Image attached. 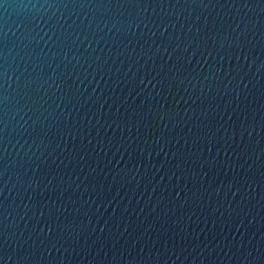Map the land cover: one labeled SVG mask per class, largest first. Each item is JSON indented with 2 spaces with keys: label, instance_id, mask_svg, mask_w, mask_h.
Masks as SVG:
<instances>
[{
  "label": "water",
  "instance_id": "obj_1",
  "mask_svg": "<svg viewBox=\"0 0 264 264\" xmlns=\"http://www.w3.org/2000/svg\"><path fill=\"white\" fill-rule=\"evenodd\" d=\"M0 264H264V0H0Z\"/></svg>",
  "mask_w": 264,
  "mask_h": 264
}]
</instances>
